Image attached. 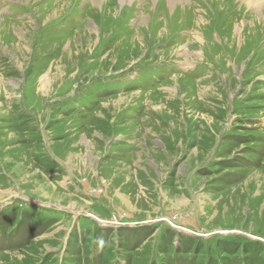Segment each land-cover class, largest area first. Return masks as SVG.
Wrapping results in <instances>:
<instances>
[{"label":"rangeland","instance_id":"1","mask_svg":"<svg viewBox=\"0 0 264 264\" xmlns=\"http://www.w3.org/2000/svg\"><path fill=\"white\" fill-rule=\"evenodd\" d=\"M172 1L0 0V264H264V10Z\"/></svg>","mask_w":264,"mask_h":264},{"label":"bare ground","instance_id":"2","mask_svg":"<svg viewBox=\"0 0 264 264\" xmlns=\"http://www.w3.org/2000/svg\"><path fill=\"white\" fill-rule=\"evenodd\" d=\"M101 0H94V3L96 4V3H98V2H100ZM174 1V0H173ZM172 1V2H173ZM244 1V0H243ZM249 1V3L250 4H254V6H253V12L255 13V14H261L262 12H263V10H264V0H248ZM248 1L246 0V1H244V2H246V3H248ZM248 3V4H249ZM48 81V80H47ZM236 191V190H235Z\"/></svg>","mask_w":264,"mask_h":264}]
</instances>
